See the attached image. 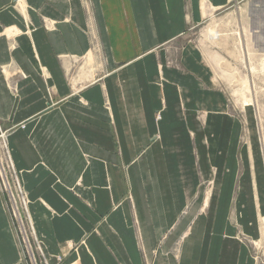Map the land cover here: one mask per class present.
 I'll return each instance as SVG.
<instances>
[{
	"label": "crops",
	"instance_id": "0c3cea01",
	"mask_svg": "<svg viewBox=\"0 0 264 264\" xmlns=\"http://www.w3.org/2000/svg\"><path fill=\"white\" fill-rule=\"evenodd\" d=\"M236 1L0 0V126L35 264H255L236 236L264 239L252 122L241 146L187 38ZM19 238L0 188V264H32Z\"/></svg>",
	"mask_w": 264,
	"mask_h": 264
},
{
	"label": "rangeland",
	"instance_id": "374dc122",
	"mask_svg": "<svg viewBox=\"0 0 264 264\" xmlns=\"http://www.w3.org/2000/svg\"><path fill=\"white\" fill-rule=\"evenodd\" d=\"M187 38L202 51L226 95L230 113L240 120L241 146H249L251 120L264 175V0H237L199 27L190 29ZM6 174L12 187V177L7 170ZM5 199L9 205L6 194ZM259 229L264 235V220L260 221ZM236 236L250 248L254 263L264 264V239L251 240L239 226Z\"/></svg>",
	"mask_w": 264,
	"mask_h": 264
},
{
	"label": "built area",
	"instance_id": "2783aa9c",
	"mask_svg": "<svg viewBox=\"0 0 264 264\" xmlns=\"http://www.w3.org/2000/svg\"><path fill=\"white\" fill-rule=\"evenodd\" d=\"M8 132L9 129L5 130L2 129V127L0 126V188L8 198L10 214L13 221L16 223L17 232L20 237L21 243L24 247L25 256L32 264H35L36 258L32 250L30 241L25 233V229L23 227V220H22L23 218L22 215L24 216L26 210L27 199L25 192L19 185L18 179L14 173V170L12 169V165L9 160L8 149H7ZM6 170L10 173L12 177V181H13L12 187L7 177Z\"/></svg>",
	"mask_w": 264,
	"mask_h": 264
}]
</instances>
